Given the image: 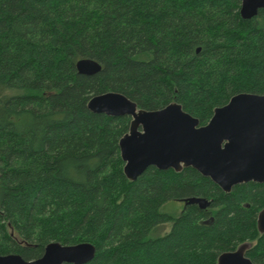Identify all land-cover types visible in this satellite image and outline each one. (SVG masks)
<instances>
[{
  "label": "trees",
  "instance_id": "obj_1",
  "mask_svg": "<svg viewBox=\"0 0 264 264\" xmlns=\"http://www.w3.org/2000/svg\"><path fill=\"white\" fill-rule=\"evenodd\" d=\"M239 9L240 0H0V255L34 260L50 242H88L85 264H217L245 244L264 264V182L224 192L194 168L154 166L129 180L118 142L131 117L87 108L113 91L145 110L177 102L204 126L232 96L264 94V9L250 19ZM80 58L101 70L79 74ZM189 198L210 205L161 210Z\"/></svg>",
  "mask_w": 264,
  "mask_h": 264
},
{
  "label": "water",
  "instance_id": "obj_2",
  "mask_svg": "<svg viewBox=\"0 0 264 264\" xmlns=\"http://www.w3.org/2000/svg\"><path fill=\"white\" fill-rule=\"evenodd\" d=\"M264 9V0H240V15L250 19ZM79 74L93 75L101 64L91 58L75 63ZM87 108L108 116H130V126L118 142L123 172L136 180L148 167L180 171L191 167L208 177L222 191L249 181L264 182V94L238 93L216 107L209 122L198 120L172 102L157 110L138 108L119 92L92 96ZM184 204L207 208L204 198H189ZM257 229L264 233V208L257 216ZM243 244L219 255L217 264H255L245 255ZM95 246L88 242L62 245L50 242L41 257L25 260L19 254L0 255V264H85L93 259Z\"/></svg>",
  "mask_w": 264,
  "mask_h": 264
},
{
  "label": "rangeland",
  "instance_id": "obj_3",
  "mask_svg": "<svg viewBox=\"0 0 264 264\" xmlns=\"http://www.w3.org/2000/svg\"><path fill=\"white\" fill-rule=\"evenodd\" d=\"M183 208H184V202L183 201H174V200L167 201L166 203H164L161 206L162 211L173 214V215L179 214ZM169 228H170V224H165V225L161 226V229L159 231H157V229L152 230L150 235L153 236L156 234H162V233L168 231Z\"/></svg>",
  "mask_w": 264,
  "mask_h": 264
},
{
  "label": "flooded vegetation",
  "instance_id": "obj_4",
  "mask_svg": "<svg viewBox=\"0 0 264 264\" xmlns=\"http://www.w3.org/2000/svg\"><path fill=\"white\" fill-rule=\"evenodd\" d=\"M184 206H185V204H184Z\"/></svg>",
  "mask_w": 264,
  "mask_h": 264
}]
</instances>
